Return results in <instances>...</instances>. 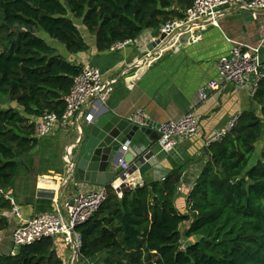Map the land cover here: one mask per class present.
Returning <instances> with one entry per match:
<instances>
[{"label":"trees","instance_id":"obj_1","mask_svg":"<svg viewBox=\"0 0 264 264\" xmlns=\"http://www.w3.org/2000/svg\"><path fill=\"white\" fill-rule=\"evenodd\" d=\"M252 2L253 0H245ZM193 0H0V93L16 108L0 110V189H8L21 161L39 145L31 118L62 115L82 65L69 62L39 33L68 53L88 50L76 23L96 38L99 52L135 41L143 31L159 33L183 20ZM253 111L223 140L209 145L215 157L204 167L187 198L188 214L175 206L183 168L163 181H148L120 196L112 184L107 199L79 225V259L102 264H264V80ZM139 160H136L138 163ZM12 204L0 195V237L10 226ZM188 228L182 231L183 225ZM196 238L187 245L183 239ZM0 264H64L55 238L22 247L15 256L0 252Z\"/></svg>","mask_w":264,"mask_h":264},{"label":"crops","instance_id":"obj_2","mask_svg":"<svg viewBox=\"0 0 264 264\" xmlns=\"http://www.w3.org/2000/svg\"><path fill=\"white\" fill-rule=\"evenodd\" d=\"M76 25L88 44L87 51L70 54L64 46L58 45V49L55 41H47L69 62L83 67H97L107 77L117 79L112 96L104 103L111 112L129 118L143 110L148 115L152 130L191 113L198 119V134L179 141L171 152H164L158 145V139L152 140L140 131L132 141V149L136 153L131 165L133 183L163 181L174 171L183 168L175 206L180 214H188L187 198L204 167L212 159L208 150L210 137L235 115L253 111L261 116V107L247 88L222 84L221 89L214 91L209 88V82L217 78L219 59L228 55L232 49L230 40L250 46L261 43L264 38V11L254 16L248 11L234 8L226 10L225 16L219 18L218 26L204 24L190 39H174L157 50L153 44L159 33L145 30L123 51L99 52L96 38L81 26V22ZM261 54L264 59V47ZM202 90L207 94L204 100L199 97ZM95 105V101L91 102L85 114H92ZM79 139L78 127L58 126L52 134L41 139L38 147L43 146L44 150L38 158L29 157L35 153L34 150L21 161L18 175L4 193L15 200L24 220L54 211L64 215L67 203L72 204L78 193L93 192L104 187L80 182L73 174V168L65 162V155L70 148V162L75 160V146ZM51 143H58L59 150H53ZM263 150L264 141L257 144L254 162L261 157ZM136 160L139 162L136 163ZM133 165L136 166L135 170ZM121 173L120 169L116 170V178L109 183L120 196L134 188L131 184L122 185L124 179ZM9 221V228L0 237L2 254L11 251V234L22 220L10 213ZM188 226L186 224L182 230L185 231ZM55 244L57 254L64 264H87L79 259L75 243L68 246L63 237H57Z\"/></svg>","mask_w":264,"mask_h":264},{"label":"built area","instance_id":"obj_3","mask_svg":"<svg viewBox=\"0 0 264 264\" xmlns=\"http://www.w3.org/2000/svg\"><path fill=\"white\" fill-rule=\"evenodd\" d=\"M225 8L218 11V8ZM248 11L257 15L259 11H264V0H193L191 8L188 10L183 20L169 22L159 30L160 35L166 37L180 38L187 33L192 34L204 24L218 26V20L225 16V11L229 9ZM232 49L229 54L223 56L218 61L217 78L209 82L211 90H219L222 84H233L239 89L247 88L251 96H255L264 80V59L262 49L264 38L258 46H250L240 42L231 41ZM132 41L118 42L110 47V51H123ZM117 83L116 78L104 75L97 67L85 66L78 77L74 80V85L69 94L64 97L65 111L62 115L55 112H45L39 118H31L29 124L34 127L35 136L39 139L48 137L61 126L64 128L76 126L80 129L82 123H92L93 114H85L86 107L93 101L96 102L92 112L101 107L109 100L114 92ZM200 99L204 100L207 94L202 90L199 93ZM241 115H235L229 122L208 140V146L212 143L223 140L239 124ZM130 122L138 126H145L148 115L145 111L139 110L127 118ZM199 122L194 114H187L178 121H168L160 126L158 145L164 152H171L181 140H188L198 134ZM132 148V142L127 141L122 145L120 152L128 154ZM71 148L67 150L65 162L73 168L70 162ZM132 164L126 163L122 158L119 169L123 177L122 185H132V187H143L144 183H133L131 179ZM72 171V170H71ZM113 186V185H112ZM116 188V187H115ZM117 189V188H116ZM0 195L9 200L12 204L11 215L22 220L15 227L11 234L12 249L9 252L15 256L22 247L40 242L45 238L63 237L68 246L75 243L79 248L81 237L76 232V228L88 221L96 212L100 210L107 199L106 186L88 193H78L72 204L67 203L66 213L61 215L58 211L44 213L24 220L15 200L0 189ZM56 203V200L54 199ZM75 260V258H74Z\"/></svg>","mask_w":264,"mask_h":264},{"label":"water","instance_id":"obj_4","mask_svg":"<svg viewBox=\"0 0 264 264\" xmlns=\"http://www.w3.org/2000/svg\"><path fill=\"white\" fill-rule=\"evenodd\" d=\"M224 9L223 7L217 10ZM190 38L191 34L187 33L180 40ZM174 39V36L168 38L166 35L159 34L153 48L157 50L159 47L171 43ZM92 114L93 122H85L80 126V139L75 146L76 157L71 162L73 164V174L80 182L107 186L116 178L115 171L119 169L120 160L123 158L126 163L132 164L136 157V153L132 148L128 154L121 153L122 145L127 141L132 142L139 131L152 140L159 139L160 126L156 127V130H152L149 127L151 122L147 121L145 126L140 127L127 118L117 116L104 105L97 107ZM145 159H148V157ZM212 159L217 163L214 156H212ZM135 169L136 166L133 165V170ZM76 252L79 255V248L76 249Z\"/></svg>","mask_w":264,"mask_h":264},{"label":"rangeland","instance_id":"obj_5","mask_svg":"<svg viewBox=\"0 0 264 264\" xmlns=\"http://www.w3.org/2000/svg\"><path fill=\"white\" fill-rule=\"evenodd\" d=\"M70 18L75 22V23H78L80 20H77V19H75L72 15H70ZM81 26H83V28L85 29L86 27L84 26V25H81ZM39 35H40V37L41 38H43V39H45V40H48L49 38H48V36H47V34H45V33H39ZM63 46V45H61L60 43H57L56 42V46L55 47H58V49H60L59 48V46ZM8 108H16V109H18V110H20V111H22V109L16 104V103H14V102H11L10 100H9V98L8 97H6V96H4V95H2L1 93H0V110H5V109H8ZM45 140V139H44ZM41 141V140H40ZM58 143H56V144H52L51 143V146L53 147V150H59V148H58ZM44 150V148H43V146H41V147H38V148H36L35 149V153L33 154V155H30L29 157L30 158H38L40 155H41V153H42V151ZM256 158V153L254 154V156H253V158H252V161H251V165H253L255 162H254V159ZM185 225H183V227H184ZM184 230V229H183ZM182 230V231H183ZM193 240H196V238H192V239H183L182 240V243H181V245H187V244H189L190 242H192Z\"/></svg>","mask_w":264,"mask_h":264}]
</instances>
